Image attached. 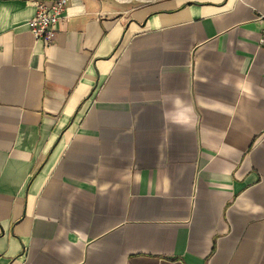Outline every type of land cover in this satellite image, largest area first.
I'll use <instances>...</instances> for the list:
<instances>
[{"label":"crops","instance_id":"0c3cea01","mask_svg":"<svg viewBox=\"0 0 264 264\" xmlns=\"http://www.w3.org/2000/svg\"><path fill=\"white\" fill-rule=\"evenodd\" d=\"M33 2L0 0V264H264V0H67L50 44Z\"/></svg>","mask_w":264,"mask_h":264},{"label":"built area","instance_id":"2783aa9c","mask_svg":"<svg viewBox=\"0 0 264 264\" xmlns=\"http://www.w3.org/2000/svg\"><path fill=\"white\" fill-rule=\"evenodd\" d=\"M35 14L26 22L30 33L35 40H42L50 44L57 34L56 26L66 17L67 0H34ZM258 19L263 22L258 44L264 47V14Z\"/></svg>","mask_w":264,"mask_h":264}]
</instances>
